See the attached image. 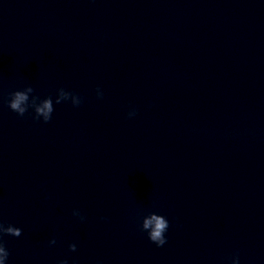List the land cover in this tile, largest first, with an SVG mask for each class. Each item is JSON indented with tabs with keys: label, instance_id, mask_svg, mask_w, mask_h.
Segmentation results:
<instances>
[{
	"label": "water",
	"instance_id": "water-1",
	"mask_svg": "<svg viewBox=\"0 0 264 264\" xmlns=\"http://www.w3.org/2000/svg\"><path fill=\"white\" fill-rule=\"evenodd\" d=\"M0 222L6 264H264V0H0Z\"/></svg>",
	"mask_w": 264,
	"mask_h": 264
},
{
	"label": "clouds",
	"instance_id": "clouds-1",
	"mask_svg": "<svg viewBox=\"0 0 264 264\" xmlns=\"http://www.w3.org/2000/svg\"><path fill=\"white\" fill-rule=\"evenodd\" d=\"M34 88L29 84L22 89H17L8 94L7 107L15 112L18 116L24 117L29 110H32L34 120H43L44 123H48L52 119V113L54 111L53 98L51 95L41 99L39 95L34 94ZM97 97L102 98L103 93L99 88L96 89ZM71 101L73 107H79L82 103V98L75 93L66 91L64 88L57 89L55 97V103L60 104L62 102ZM136 115V110L132 109L128 113V117L131 118ZM73 215L79 217L81 220L84 217L80 214L79 210H73ZM169 228V221L165 216L157 214L155 212H149L142 218L140 230L147 233L148 239L154 243L157 247H162L167 243L165 233ZM10 235L13 237H19L22 235V230L11 224L5 226L3 222H0V264H6L10 255L9 251L5 247L3 242V236ZM56 243L55 239L49 241L50 245ZM69 251L75 252L76 245L69 244ZM56 264H68L67 259H61ZM232 264H239V254L233 255Z\"/></svg>",
	"mask_w": 264,
	"mask_h": 264
}]
</instances>
